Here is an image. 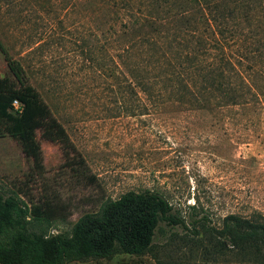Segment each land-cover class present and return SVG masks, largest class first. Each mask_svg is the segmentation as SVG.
I'll list each match as a JSON object with an SVG mask.
<instances>
[{
  "label": "rangeland",
  "instance_id": "374dc122",
  "mask_svg": "<svg viewBox=\"0 0 264 264\" xmlns=\"http://www.w3.org/2000/svg\"><path fill=\"white\" fill-rule=\"evenodd\" d=\"M9 59L67 141L37 128L38 166L1 134L2 194L67 204L49 233L130 190L184 222H160L143 254L64 264L236 263L187 239L230 213L264 218V0H0V76Z\"/></svg>",
  "mask_w": 264,
  "mask_h": 264
},
{
  "label": "trees",
  "instance_id": "16d2710c",
  "mask_svg": "<svg viewBox=\"0 0 264 264\" xmlns=\"http://www.w3.org/2000/svg\"><path fill=\"white\" fill-rule=\"evenodd\" d=\"M218 34L220 39L214 37L217 48L225 49L224 34ZM8 67L13 77L0 76V135L7 133L17 139L23 151L40 166L35 130L43 128L45 136L64 143L67 134L27 82L18 61L9 59ZM14 100L18 108H14ZM67 208V204L48 200L28 205L17 194L0 192V264H64L73 260L83 263L87 259L108 258L115 252L140 255L153 245L160 222L184 224L158 192L130 190L104 201L97 212L81 215L68 233H49L42 227L63 218ZM193 225L196 235L187 239L190 253L213 260L231 256L235 264H264V218L230 213L223 217L220 227L202 223L198 230Z\"/></svg>",
  "mask_w": 264,
  "mask_h": 264
},
{
  "label": "built area",
  "instance_id": "2783aa9c",
  "mask_svg": "<svg viewBox=\"0 0 264 264\" xmlns=\"http://www.w3.org/2000/svg\"><path fill=\"white\" fill-rule=\"evenodd\" d=\"M14 108H18L19 104L16 100L13 101Z\"/></svg>",
  "mask_w": 264,
  "mask_h": 264
}]
</instances>
